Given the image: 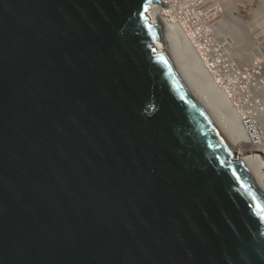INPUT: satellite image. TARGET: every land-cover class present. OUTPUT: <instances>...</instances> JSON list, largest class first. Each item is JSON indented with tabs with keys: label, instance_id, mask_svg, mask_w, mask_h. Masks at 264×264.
Returning <instances> with one entry per match:
<instances>
[{
	"label": "water",
	"instance_id": "obj_1",
	"mask_svg": "<svg viewBox=\"0 0 264 264\" xmlns=\"http://www.w3.org/2000/svg\"><path fill=\"white\" fill-rule=\"evenodd\" d=\"M161 2L0 0V264H264L258 150Z\"/></svg>",
	"mask_w": 264,
	"mask_h": 264
},
{
	"label": "bare ground",
	"instance_id": "obj_2",
	"mask_svg": "<svg viewBox=\"0 0 264 264\" xmlns=\"http://www.w3.org/2000/svg\"><path fill=\"white\" fill-rule=\"evenodd\" d=\"M208 1V11L197 10L194 13L190 8L191 4L194 7L196 0H162V4L153 5L148 15L151 23L160 22L164 25L168 52L186 67L189 75L209 96L217 110L235 118L246 127L239 116L240 112L231 110L228 96L231 86L235 85L236 90L231 93V98L239 105L238 109H244L247 115L257 121L264 118V75L257 74L261 77L257 81L251 80L257 67L254 59L261 60L262 55L254 54V47L249 48L252 39L249 37L247 20L244 22L234 15L226 18L222 10H218L220 7L216 6V3ZM233 19L237 21L231 23L230 20ZM229 32L238 35L237 39L241 43L248 42L242 43L243 50L238 48L237 40L236 44H233ZM210 40L214 44L213 51L216 56L210 52ZM155 46L157 53L163 52L161 42H155ZM200 49L203 51L198 55L197 51ZM223 71L228 73L225 80L219 76ZM244 105H252L257 111L250 106L243 107ZM253 127L256 130V126ZM247 133L246 130L245 148L258 150V172L264 181V174L260 171L264 169V143L261 141L264 136L259 134L258 142H252Z\"/></svg>",
	"mask_w": 264,
	"mask_h": 264
},
{
	"label": "rangeland",
	"instance_id": "obj_3",
	"mask_svg": "<svg viewBox=\"0 0 264 264\" xmlns=\"http://www.w3.org/2000/svg\"><path fill=\"white\" fill-rule=\"evenodd\" d=\"M211 1L216 3V6L220 7L218 8V10H222L226 18L229 15H234L240 17L244 22L247 20L246 22L248 24V32L251 35V39H252L250 42L252 46H250L249 44V48H253V47L255 48L254 54L262 46H264V26H263L264 24L262 26L258 25L257 27H253V22L255 19H260L261 22L262 21L264 22V0H211ZM195 3L196 4H194V7L191 4V8H190L191 12L195 13L197 10H203V11L209 10L208 0H196ZM230 21L231 23H235L237 20L233 19ZM230 35H232L230 39L231 41H233V44H236L235 41L237 40L238 48L243 50L244 46L242 45V43L246 44L248 42L241 43V41L237 39L239 38L238 35H233L232 33H230ZM239 44H241V46H239ZM263 161H264V157H263ZM260 171L264 174V169Z\"/></svg>",
	"mask_w": 264,
	"mask_h": 264
},
{
	"label": "built area",
	"instance_id": "obj_4",
	"mask_svg": "<svg viewBox=\"0 0 264 264\" xmlns=\"http://www.w3.org/2000/svg\"><path fill=\"white\" fill-rule=\"evenodd\" d=\"M168 18V16L166 17ZM200 23V21H199ZM264 24V22L260 21V19H255L254 22H253V27H257L258 25L259 26H262ZM264 26V25H263ZM249 37H251V35L249 34ZM216 37H214L215 39ZM190 43V42H189ZM210 46H211V49L210 52L212 54H214L216 56V54L214 53V44L212 43V41L210 40ZM203 49H200V51H197L198 52V55H200L202 53ZM256 55H262V59L261 60H257V59H254V62H255V66L256 69L254 71V75L251 77V80L252 81H257L259 77H261L262 75H264V46H262L257 52H255ZM221 55V53H220ZM238 72V71H237ZM227 72L226 71H223L219 76L220 78L222 79H226V76H227ZM257 74H261V76H258ZM233 83H238L236 81H233ZM234 87L231 86V89H230V96H228L229 100H230V105H231V110L232 111H238L240 112V117L242 120V122L246 125V130L248 131V136L250 137V139H252V142H258L259 140V134L263 135L264 136V118H262L261 120L257 121L255 120L253 117L247 115L246 111L244 109H238L239 108V105L236 104V101L234 99L231 98V93H233L236 89H235V85H233ZM254 91H257L254 89ZM247 106H250V105H244L243 107H247ZM250 108L254 109L255 111H257L254 106H250ZM253 125L256 126V130L255 128L253 127ZM263 129V130H262ZM262 143H264V138L261 140Z\"/></svg>",
	"mask_w": 264,
	"mask_h": 264
},
{
	"label": "clouds",
	"instance_id": "obj_5",
	"mask_svg": "<svg viewBox=\"0 0 264 264\" xmlns=\"http://www.w3.org/2000/svg\"><path fill=\"white\" fill-rule=\"evenodd\" d=\"M162 1V0H161ZM160 23V22H159ZM163 26V29H164V25H162ZM164 34H165V30H164Z\"/></svg>",
	"mask_w": 264,
	"mask_h": 264
}]
</instances>
